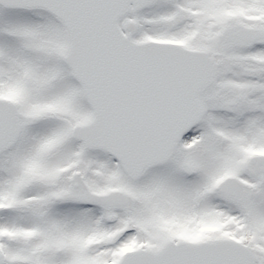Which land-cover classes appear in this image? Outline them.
<instances>
[{
	"label": "snow or ice",
	"instance_id": "1",
	"mask_svg": "<svg viewBox=\"0 0 264 264\" xmlns=\"http://www.w3.org/2000/svg\"><path fill=\"white\" fill-rule=\"evenodd\" d=\"M0 264H264V0H0Z\"/></svg>",
	"mask_w": 264,
	"mask_h": 264
}]
</instances>
